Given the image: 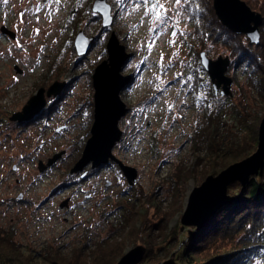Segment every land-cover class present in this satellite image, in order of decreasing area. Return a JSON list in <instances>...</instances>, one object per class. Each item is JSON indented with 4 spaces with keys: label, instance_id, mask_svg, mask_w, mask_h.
<instances>
[{
    "label": "rangeland",
    "instance_id": "1",
    "mask_svg": "<svg viewBox=\"0 0 264 264\" xmlns=\"http://www.w3.org/2000/svg\"><path fill=\"white\" fill-rule=\"evenodd\" d=\"M95 1L53 0L47 8L42 0L0 2V232L11 244L13 264H105L108 257V264H118L137 246L150 251L139 264H177L182 243L196 235L181 223L191 192L218 175L224 162L252 154L249 126L258 130L264 118V85L252 83L261 75L250 77L251 68L236 63L229 46L201 38L183 0L179 6L161 0L169 15L180 13L164 31L136 0H108L113 23L103 27ZM243 1L264 16V0ZM260 30L262 40L264 25ZM81 32L94 38L85 55L75 46ZM112 32L132 55L123 74L133 77L121 93L128 112L113 155L137 171L134 184L112 160L72 173L91 137L93 74L108 59ZM259 45L254 51L261 52ZM202 52L213 60L230 58L229 95L221 94L223 88L215 93ZM56 82L66 87L48 98ZM41 88L47 105L39 117L12 121ZM58 154L41 171L40 164ZM213 168L219 172L211 174ZM262 254L250 264H264Z\"/></svg>",
    "mask_w": 264,
    "mask_h": 264
},
{
    "label": "water",
    "instance_id": "2",
    "mask_svg": "<svg viewBox=\"0 0 264 264\" xmlns=\"http://www.w3.org/2000/svg\"><path fill=\"white\" fill-rule=\"evenodd\" d=\"M213 8L220 23L237 35L248 38L250 45L261 43L260 27L264 22L261 13L253 11L243 0H213ZM93 11L103 19V27L113 23L112 7L108 0H96ZM94 38H88L83 32L76 38L75 46L79 55L91 51ZM108 59L96 67L93 74L94 93V121L91 127V137L88 139L82 158L72 169V173L81 172L91 165L92 168L102 167L110 160L115 161L123 170L130 184L137 180V171L124 165L113 155V148L120 141L123 132L119 127L121 119L127 114L128 108L121 98V93L132 83L131 75H124L123 69L131 59V54L120 43L115 32H112L107 44ZM201 64L210 76L213 89L218 93L223 88L222 95L230 94L232 79L226 75L231 60L229 57H219L213 60L205 52L200 55ZM66 87L65 82H56L46 93L41 88L23 110L15 113L11 120L19 123H29L45 109L48 98L58 97ZM61 154L48 161L47 166L40 164L41 171L53 165ZM264 172V118L258 129V145L254 153L241 161H237L218 175H209L190 194L187 208L181 223L193 227L191 236L207 228L210 220L225 206L236 203L240 197L229 194V187L239 183L244 190L250 179L261 176ZM147 249L137 246L124 255L118 264H139L145 257ZM164 264H176L174 260Z\"/></svg>",
    "mask_w": 264,
    "mask_h": 264
},
{
    "label": "trees",
    "instance_id": "3",
    "mask_svg": "<svg viewBox=\"0 0 264 264\" xmlns=\"http://www.w3.org/2000/svg\"><path fill=\"white\" fill-rule=\"evenodd\" d=\"M183 1L201 38H214L216 42L229 46L237 58L236 63L251 68L250 77L261 75L259 79L255 77L252 83L264 85V37L259 45L261 52L254 51L253 46L257 45L245 46L244 35L235 34L220 23L209 0ZM249 129L253 135L254 145L250 148L253 153L258 140V130L252 126H249ZM244 158V155L237 154L234 161ZM229 162L223 163L224 169ZM218 172L219 170L213 168L210 173ZM234 188V195L240 199L219 210L205 230L182 243L176 255L177 264H250L261 257L264 253V172L261 176L252 177L244 190L239 183L231 189ZM177 233L175 231L174 236H178ZM1 234L0 232V264H13L11 258L15 255L12 249H8L12 248L8 246L11 244H6L7 239L1 237ZM149 253L150 251H147L146 257ZM109 260L110 257L105 259V264H108Z\"/></svg>",
    "mask_w": 264,
    "mask_h": 264
},
{
    "label": "snow or ice",
    "instance_id": "4",
    "mask_svg": "<svg viewBox=\"0 0 264 264\" xmlns=\"http://www.w3.org/2000/svg\"><path fill=\"white\" fill-rule=\"evenodd\" d=\"M0 2H2L3 4H8L9 0H0ZM42 2L45 8L50 7L53 4V0H42ZM54 2L56 5H59L61 0H54ZM122 2H124V0H122ZM174 3L179 6L182 4V0H174ZM149 4L151 5L150 8L147 7ZM141 5L145 6L146 8V11L144 13L145 17H148L149 14H151V19L157 25L160 26L161 31L165 30L164 26L169 21L174 20V18L180 14L179 9H178L176 12H172L171 15H169V9L165 7V5L161 2V0H136V8H139ZM40 10L41 9L39 7L34 8V12H39ZM48 15L51 16V13H48ZM21 19H23V14H21ZM175 22L178 23L179 21H175ZM38 31L39 30H37V32ZM152 31L156 32L157 29L154 27ZM176 35H177L176 31L171 32L172 37H176ZM181 35H183V33H181ZM154 43H155V38H153V40L150 41L148 44L149 51L151 50ZM172 43H175L174 39L172 40ZM16 46L23 47L22 45L19 44V41L16 42ZM162 62H163V55H161V66H162ZM184 83L186 84L187 80L184 81ZM168 108H169V111L171 112L173 105H169Z\"/></svg>",
    "mask_w": 264,
    "mask_h": 264
},
{
    "label": "bare ground",
    "instance_id": "5",
    "mask_svg": "<svg viewBox=\"0 0 264 264\" xmlns=\"http://www.w3.org/2000/svg\"><path fill=\"white\" fill-rule=\"evenodd\" d=\"M139 83L142 85V81L139 82ZM142 87H143V85H142ZM161 95H162V94H161ZM9 97H10V102H11V100H13V99L15 98V95H12V96L10 95ZM157 98H160V97H157ZM180 137H181V136H180ZM45 187H47V185H44V188H45ZM41 192H42V190L39 191V193H41Z\"/></svg>",
    "mask_w": 264,
    "mask_h": 264
}]
</instances>
